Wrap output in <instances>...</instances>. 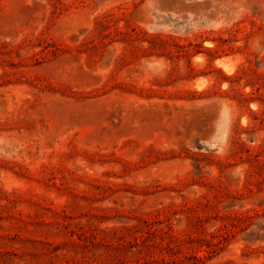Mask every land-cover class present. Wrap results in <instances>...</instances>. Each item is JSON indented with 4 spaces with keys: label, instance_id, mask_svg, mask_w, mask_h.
<instances>
[{
    "label": "rangeland",
    "instance_id": "374dc122",
    "mask_svg": "<svg viewBox=\"0 0 264 264\" xmlns=\"http://www.w3.org/2000/svg\"><path fill=\"white\" fill-rule=\"evenodd\" d=\"M0 264H264V0H0Z\"/></svg>",
    "mask_w": 264,
    "mask_h": 264
},
{
    "label": "bare ground",
    "instance_id": "6f19581e",
    "mask_svg": "<svg viewBox=\"0 0 264 264\" xmlns=\"http://www.w3.org/2000/svg\"><path fill=\"white\" fill-rule=\"evenodd\" d=\"M223 65V64H222ZM218 66H220V65H218Z\"/></svg>",
    "mask_w": 264,
    "mask_h": 264
}]
</instances>
